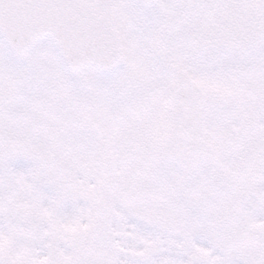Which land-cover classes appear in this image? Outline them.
Masks as SVG:
<instances>
[{"label":"snow or ice","instance_id":"6c2138e0","mask_svg":"<svg viewBox=\"0 0 264 264\" xmlns=\"http://www.w3.org/2000/svg\"><path fill=\"white\" fill-rule=\"evenodd\" d=\"M0 264H264V0H0Z\"/></svg>","mask_w":264,"mask_h":264}]
</instances>
